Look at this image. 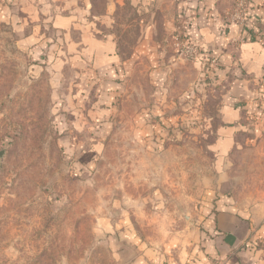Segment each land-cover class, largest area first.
Here are the masks:
<instances>
[{
    "label": "rangeland",
    "instance_id": "rangeland-1",
    "mask_svg": "<svg viewBox=\"0 0 264 264\" xmlns=\"http://www.w3.org/2000/svg\"><path fill=\"white\" fill-rule=\"evenodd\" d=\"M234 11L227 20L241 23ZM121 12L125 58L138 33L121 25L134 24L133 10ZM16 16L0 10V264L178 262L213 209L219 58L171 97L177 75L58 63L55 32ZM253 109L263 122L264 96Z\"/></svg>",
    "mask_w": 264,
    "mask_h": 264
},
{
    "label": "crops",
    "instance_id": "crops-1",
    "mask_svg": "<svg viewBox=\"0 0 264 264\" xmlns=\"http://www.w3.org/2000/svg\"><path fill=\"white\" fill-rule=\"evenodd\" d=\"M6 1L2 14H21L28 31L33 25L55 32L56 47L61 43L64 53L56 62L102 72L123 63L132 65L134 77L148 65L155 80L169 83L178 76L171 97L183 92L185 74L191 72L196 82L209 55L219 58L221 66L210 70L211 76L220 74L211 91L222 97L210 147L217 161L216 184L209 191L214 210L206 208L201 217L205 229L196 245L170 264H264V121L251 119L254 103L264 96L259 87L264 85V0H249L244 23L227 20L235 0ZM126 7L133 10L134 24L121 25L134 26L138 34L124 58L120 48L126 40L114 27ZM179 34L198 48L196 57L180 53ZM134 264L153 263L139 258Z\"/></svg>",
    "mask_w": 264,
    "mask_h": 264
},
{
    "label": "built area",
    "instance_id": "built-area-1",
    "mask_svg": "<svg viewBox=\"0 0 264 264\" xmlns=\"http://www.w3.org/2000/svg\"><path fill=\"white\" fill-rule=\"evenodd\" d=\"M175 1H179V0H175ZM248 2L249 0H236L235 11L232 14L234 20H241L240 21L241 23L245 21ZM177 37L179 40L178 48L180 50V53L188 58L196 57L198 54V48L194 44L183 39L181 34H179Z\"/></svg>",
    "mask_w": 264,
    "mask_h": 264
}]
</instances>
